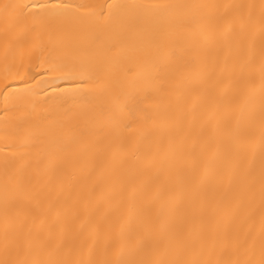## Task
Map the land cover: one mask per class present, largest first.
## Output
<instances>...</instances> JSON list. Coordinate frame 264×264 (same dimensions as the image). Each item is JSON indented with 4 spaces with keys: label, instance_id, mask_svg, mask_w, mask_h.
<instances>
[{
    "label": "bare ground",
    "instance_id": "1",
    "mask_svg": "<svg viewBox=\"0 0 264 264\" xmlns=\"http://www.w3.org/2000/svg\"><path fill=\"white\" fill-rule=\"evenodd\" d=\"M0 264H264V0H0Z\"/></svg>",
    "mask_w": 264,
    "mask_h": 264
}]
</instances>
